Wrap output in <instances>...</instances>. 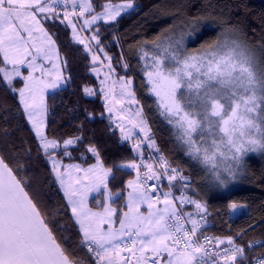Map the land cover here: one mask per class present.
Instances as JSON below:
<instances>
[{"label":"snow or ice","instance_id":"1","mask_svg":"<svg viewBox=\"0 0 264 264\" xmlns=\"http://www.w3.org/2000/svg\"><path fill=\"white\" fill-rule=\"evenodd\" d=\"M96 7L94 0H0V86L17 98L15 114L26 118L38 153L50 164L49 172L66 201L63 211L73 218L78 237L75 247L65 246L48 212L31 194L21 158L0 151V264H82L77 248L86 253L88 264H264V255L250 258L239 243L244 232L225 237L203 234L206 202L189 194L194 192L191 177L172 166L157 145L133 79L126 78L130 65L121 63L125 75H117L99 27L93 30L98 21L122 18L134 4L106 0L99 13ZM49 21L70 29L71 40L90 56L91 71L97 77L103 72L99 91L109 123L115 124L122 142H132L136 157L121 165L135 174L126 183L123 209L113 207V197L123 193L110 189L113 168L105 166L95 146L85 149L94 159L87 167L64 163V158H72L69 146L83 138L64 139L61 145L46 135L48 93L68 80L67 61L45 27ZM85 32L91 35H81ZM193 32L191 25H184L175 35L153 42L150 51L145 41L136 58L146 81L143 87L154 97L158 115L172 129L184 155L227 188L247 154L264 153V95L257 96L254 87L252 95L245 94L254 84L251 73L247 82L235 75L237 64L250 63L246 47L225 37L188 52L186 41H192ZM98 53H104L106 64ZM17 82L22 86L15 87ZM83 91L96 94L88 87ZM145 147L151 150L148 156ZM80 159L87 163L88 157L81 154ZM101 192L103 200H97L94 210L89 197ZM187 206L195 211H185ZM227 207L235 211L241 205L232 202Z\"/></svg>","mask_w":264,"mask_h":264},{"label":"trees","instance_id":"2","mask_svg":"<svg viewBox=\"0 0 264 264\" xmlns=\"http://www.w3.org/2000/svg\"><path fill=\"white\" fill-rule=\"evenodd\" d=\"M105 2L106 0H94L97 5L95 11L101 12L99 5ZM111 2L120 4L125 0ZM132 2L134 8L121 14L122 18L118 17L117 21L108 23L101 21L93 26V30L99 27L102 46L113 57L117 75H125L120 65L127 62L130 67L126 78L133 79L139 106L144 110L157 145L172 166L183 169L184 175L191 177L194 192L189 194L206 202L212 210L214 224L211 231L219 237L244 232L243 239L239 241L243 246L256 238L264 239V153L246 155L242 172L236 178L240 181L239 186L225 190L213 183L215 187L207 192L205 189L209 176L205 173L206 170L184 155L181 145L173 137L172 129L158 115L154 97L143 87L146 81L141 64L136 58L137 50L143 42H148V47H152L153 42L175 35L184 25H191L194 30L193 39L191 42L186 41L187 49L208 48L218 39L222 42L225 37L242 40L254 55L264 82V0ZM45 27L54 34L61 58L67 61L64 73L68 78L65 86L48 93L46 135L50 139H57L61 145L64 139L76 136L83 138L77 145L69 146L72 158H64V163L88 166L94 163V159L91 154L85 153V149L95 146L99 150L105 166L113 168V174L109 178L110 189L114 193H123L121 197L114 199V204L120 210L125 204L126 183L135 176L131 170L121 167L123 163L136 157L131 151L132 143L122 142L119 130L114 123L110 125L109 114L104 108V99L99 91L101 77L91 71V58L83 52V46L72 41L70 29L58 21H49ZM101 54L104 56V53ZM252 59L254 60L253 57ZM21 86V83H15V87ZM85 87L93 89L96 94L86 95L83 91ZM17 103V98L0 86V151L21 158L24 169L22 174L29 180L31 194L42 209L48 212L58 238L62 239L66 247L73 248L78 239L73 218L70 213L63 211L66 201L62 199V193L58 191L49 172L50 164L37 151V142L30 125L26 123L25 117L15 114ZM6 114L9 115L7 121L3 119ZM5 132L8 133L7 136L4 135ZM27 150H30V154ZM81 154L87 155V163L80 159ZM232 202L242 206L241 211L235 215L227 207ZM76 251V258L82 264H88L86 253L79 248ZM246 254L250 258L264 254V245L247 249Z\"/></svg>","mask_w":264,"mask_h":264},{"label":"rangeland","instance_id":"3","mask_svg":"<svg viewBox=\"0 0 264 264\" xmlns=\"http://www.w3.org/2000/svg\"><path fill=\"white\" fill-rule=\"evenodd\" d=\"M86 34H81V35H85V36H87V35H89V33H87V32H85ZM229 39H233V38H229ZM94 43V42H93ZM187 47V46H186ZM152 49V47H148V50L150 51ZM202 49H206V48H202ZM198 49H187V51L188 52H195V51H197ZM248 53L250 54H248V56H249V58H250V63H247V64H237V71H236V73H235V75L237 76V77H239L240 78V80H242V81H245V82H247V80L249 79V73H251V78L254 80V84L253 85H251V86H249V88H250V90L247 92V93H245L246 95H252V91H251V88H255V94L257 95V96H262V95H264V90H263V80L261 79V76H260V74H259V72H260V69H259V65L256 63V60H255V57H254V55L251 53V52H249L248 51ZM99 55H101V59L102 60H104V56L101 54V53H98ZM254 58V60L252 59V57ZM104 63L106 64L107 63V61L106 60H104ZM64 75H65V73H64ZM65 77H66V75H65ZM100 80L101 79H103V72L101 73V75H100ZM239 82V81H238ZM63 86H65V84L64 85H62L61 86V88L63 87ZM240 91L242 92L243 91V89H240ZM51 92V91H50ZM49 92V93H50ZM186 99H191V98H186ZM252 117L253 118H255V113H253L252 114ZM115 125V124H114ZM129 142H131V141H129ZM132 143V142H131ZM249 154H255V153H249ZM248 155V154H247ZM246 157V156H245ZM244 160H245V158H244ZM124 164V163H123ZM83 167H87V166H84V165H82ZM202 166V165H201ZM203 168H204V166H202ZM205 169V168H204ZM242 169H243V167L241 168V170L238 172V176H237V178L240 176V174H241V172H242ZM205 173H207L208 174V176H209V181L207 182V189H205V190H207V192H211V190H212V187L214 186L215 187V185H213V183H214V178H213V176L209 173V172H205ZM134 178V177H133ZM132 178V179H133ZM240 185V181L238 180V179H236V180H234V181H231L230 183H229V185H228V187L227 188H222V189H225V190H231V189H233V188H235V187H237V186H239ZM127 192V191H126ZM117 197H113V200L114 199H116ZM97 200H100V201H102L103 200V196H102V194L101 193H92L91 195H90V197H89V206L90 207H92L94 210L96 209V207H97ZM113 207H115V208H117L118 209V207L113 203ZM241 208H242V206L241 207H238L235 211H233L232 210V213L233 214H237V213H239L240 211H241ZM243 208L245 209V205L243 206ZM121 209H123V208H121ZM119 210V209H118ZM124 210H126V209H124ZM246 210V209H245ZM118 226V225H117Z\"/></svg>","mask_w":264,"mask_h":264},{"label":"built area","instance_id":"4","mask_svg":"<svg viewBox=\"0 0 264 264\" xmlns=\"http://www.w3.org/2000/svg\"><path fill=\"white\" fill-rule=\"evenodd\" d=\"M83 34H86V33H83ZM144 151H145V156H148V155H149V152H150L151 150H149V149H147V148L145 147ZM162 154L165 156V154H164L163 152H162ZM165 157H166V156H165ZM150 183H151V182H150ZM163 190H164V191H167V188H164ZM193 197H194V196H193ZM194 198H195V197H194ZM207 209H208V215H207V217H206L205 227L202 229L203 234H204V235H207V236H218V235H216L214 232L211 231V227L213 226L214 221H213V219L211 218V216H212V210H211L208 206H207ZM184 210H185V211H195V209H194L193 206H187ZM233 215H235V214H233ZM249 244L252 245V248H255V247H258V246L264 245V239L256 238V239L252 240L251 242H249ZM222 247H223V246H222ZM245 248H246V250L248 249L247 246H245ZM252 248H251V249H252ZM261 255H264V254H261ZM261 255H257V256H255V257L261 256ZM255 257H254V258H255Z\"/></svg>","mask_w":264,"mask_h":264},{"label":"clouds","instance_id":"5","mask_svg":"<svg viewBox=\"0 0 264 264\" xmlns=\"http://www.w3.org/2000/svg\"><path fill=\"white\" fill-rule=\"evenodd\" d=\"M243 47H246L247 48V45L242 41V40H239V39H236Z\"/></svg>","mask_w":264,"mask_h":264},{"label":"crops","instance_id":"6","mask_svg":"<svg viewBox=\"0 0 264 264\" xmlns=\"http://www.w3.org/2000/svg\"><path fill=\"white\" fill-rule=\"evenodd\" d=\"M131 10H132V9L128 10V12L131 11ZM101 12H102V11H101ZM97 13H99V12H97ZM122 14H123V13H122ZM101 21H103V20H101ZM101 21H98V22H101ZM98 22H97V23H98ZM70 31H71V30H70ZM87 33H89V32H87ZM89 35H91V34L89 33ZM25 74H26V70H25ZM46 123H47V118H46Z\"/></svg>","mask_w":264,"mask_h":264}]
</instances>
